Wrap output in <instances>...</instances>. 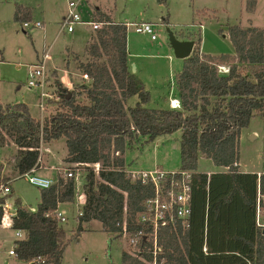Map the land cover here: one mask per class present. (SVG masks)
Wrapping results in <instances>:
<instances>
[{
    "label": "trees",
    "instance_id": "trees-1",
    "mask_svg": "<svg viewBox=\"0 0 264 264\" xmlns=\"http://www.w3.org/2000/svg\"><path fill=\"white\" fill-rule=\"evenodd\" d=\"M13 18L29 21L31 11L15 3ZM97 19L103 24L85 46L87 59L75 66L87 74V83L73 82L66 89L59 80L56 85L51 81L58 99L48 100L42 119L33 117L24 102H0V148H16L12 173L22 175L37 166L41 145L63 138L65 168L87 170L75 237L84 223L97 220L105 232H124L127 248L121 250L120 264H149L152 228L137 217L153 196V185L125 172L124 152L140 137L152 141L179 129V169L193 172L190 214L157 229L158 259L165 264H264V228L255 221L256 190L264 193V172L237 171L241 130L264 112L263 29L231 25L232 54L199 52L193 40L174 79L179 107L162 108L149 105V91L129 69L125 24L102 13ZM221 64H228L227 73L218 71ZM133 96L137 100L129 105ZM199 157L226 170L197 172ZM94 163L100 165L97 174L90 166ZM75 194V179L57 171L51 186L40 188L34 211L12 198L15 215L9 227L22 231L14 241V257L60 264L67 239L53 211ZM4 199L0 196V203ZM3 213L0 206V224Z\"/></svg>",
    "mask_w": 264,
    "mask_h": 264
},
{
    "label": "rangeland",
    "instance_id": "rangeland-1",
    "mask_svg": "<svg viewBox=\"0 0 264 264\" xmlns=\"http://www.w3.org/2000/svg\"><path fill=\"white\" fill-rule=\"evenodd\" d=\"M64 1L0 0V102H24L35 118L44 116L47 111L40 115L36 91L27 85L28 66L36 63L44 52H48L50 60L46 61V66L48 68L56 66L58 73H62L67 54L74 52L84 57V48L92 32L91 25L87 23L75 25L73 32L59 31L58 16ZM87 1L100 6L115 21L153 23L156 35L154 40L150 39L149 35L137 33L133 27L126 26L130 53L132 51L134 53L136 48L135 51L139 53L158 55L156 58L130 57L137 63L138 68L133 70V63L129 68L139 80L144 79L143 81L148 83L152 82L155 75L159 76L162 86L167 89L183 63L182 59L175 57L173 53L168 41V31H171L176 38L182 34L188 39L193 38L199 52L212 55L233 53V46L228 36L231 25L257 26L264 31V0H253L252 7L249 6L250 0ZM16 2L31 8V21L44 20L43 29L22 28V22L13 18ZM81 18L88 20L85 19L84 9L81 11ZM70 60H67V63ZM80 60L73 58L69 67L73 72V82L77 84L86 83V79L82 78L80 71L75 67ZM223 65L228 67V64ZM140 70L144 74H140ZM55 81L53 80V85H56ZM136 100V96L131 97L128 100L129 105H133ZM53 107L54 105L49 106L48 114ZM179 139V129L158 135L152 141L140 137L125 150L124 169L140 171L158 168L167 172L179 170ZM0 149V183L8 182L13 189L14 197H18L24 206L35 207L39 202L40 189L31 185L26 176L12 173L15 146L7 145ZM64 154H66V146L63 138L42 144L39 169L44 166L48 168L45 172L36 174L46 175L55 181L57 171L68 166L63 162ZM238 162L241 170L264 171V112L254 115L248 125L241 130L238 141ZM60 165L62 166L58 167ZM214 166L210 159L198 158L197 169L212 170L215 169ZM78 169L80 172L75 181L80 191H83L82 184L87 170L85 167ZM80 206L76 198L57 205L58 210L63 212L65 217L60 224L66 232L67 239L60 264H120L121 250L127 248L124 235L105 232L99 221L91 220L83 224V229L75 237L78 231L77 211ZM8 224L9 220H6L4 225L0 226V264H32L8 254L14 239Z\"/></svg>",
    "mask_w": 264,
    "mask_h": 264
},
{
    "label": "built area",
    "instance_id": "built-area-1",
    "mask_svg": "<svg viewBox=\"0 0 264 264\" xmlns=\"http://www.w3.org/2000/svg\"><path fill=\"white\" fill-rule=\"evenodd\" d=\"M66 10L64 16L61 20L60 29L66 32H72L74 26L80 23H87L92 25L93 28H100L101 23L83 20L81 18V7L84 0H65ZM129 26L133 27L134 31L137 33H144L149 35L150 39L154 40L156 38L155 28L151 22H132L128 23ZM22 28H42L39 21H23L21 23ZM50 59L49 53L42 54L41 58L34 64L28 66L27 71V85L36 91V96L38 99V109L40 115L46 111L49 99H58V96L53 91V86L49 79V74L47 71L46 61ZM220 73H227L228 67L221 64L217 66ZM82 78L88 80L86 73L81 74ZM59 82L61 86L66 87L67 84L62 77H59ZM70 89V88H69ZM170 105L173 108H178L179 103L176 100H170ZM43 117V116H41ZM40 117V119H42ZM117 154V152H116ZM40 155L38 157L37 166H33L28 171L22 174L26 176L27 181L37 187V188H48L53 183L48 177L36 174V169L39 168ZM92 171L97 173L100 169L98 163L90 165ZM62 171L66 176H72L75 180L79 174V169H67L62 168ZM131 178H139L142 182H150L153 185V196L145 201V209L138 215L137 219L139 222H146L152 228V260L149 264H165L158 259L157 254L160 248L156 244V232L160 226L168 225L174 222L176 219L185 220L190 214V199H191V184H192V174L190 170H177L172 172L162 171L160 169L154 170H140V171H126ZM76 182V181H75ZM77 188V185H76ZM10 192V187L8 182L0 183V196H5V199L0 206L3 208V217L1 220V225H4V221L10 220L11 217L15 215V208L12 201L7 199L6 195ZM83 194V193H82ZM84 195V194H83ZM77 203L81 204L78 197L76 198ZM84 200V199H83ZM264 193L260 192L257 187L256 199H255V221L256 224L264 228ZM31 211L35 208L30 207ZM77 215L81 213V210L77 211ZM53 215L62 222L65 220L63 212L58 210V207L53 211ZM14 239L12 240L11 248L8 250L9 255H14L13 248L15 246L14 241L22 237V231L20 229L13 230ZM124 235V232H122ZM130 242H133L130 239ZM36 260L42 264L44 261L39 257Z\"/></svg>",
    "mask_w": 264,
    "mask_h": 264
},
{
    "label": "crops",
    "instance_id": "crops-1",
    "mask_svg": "<svg viewBox=\"0 0 264 264\" xmlns=\"http://www.w3.org/2000/svg\"><path fill=\"white\" fill-rule=\"evenodd\" d=\"M17 3V2H16ZM21 4V3H20ZM25 5V4H23ZM27 6V5H25ZM30 11H31V8L29 6H27ZM84 9V12L86 13V18L85 19H88L87 21H93V22H99L101 24H103L101 21H99L97 18H98V14L99 13H102L104 15H107L112 21L114 22H119V21H115L111 18L110 14H108L107 12H105L104 10H102V8L100 6H97V5H94V3H89L87 0H84L83 3H82V7H81V11H83ZM65 10H66V1H64V4H63V8L61 9V12L59 14V28H60V24H61V20L64 16V13H65ZM32 16V15H31ZM42 22V23H41ZM40 23L42 25V28L43 29V22L44 20H42ZM121 22V21H120ZM150 22V21H149ZM125 24V26L128 25V23H131V22H122ZM152 23V22H151ZM92 27V25H91ZM94 29L92 27V32H91V35L89 36V39L88 41H91L92 40V37H93V34H94ZM59 31H62V32H66L65 30H61L59 29ZM73 32V31H72ZM69 33V32H67ZM179 39H188L187 37H184V35L182 34V36L180 35ZM87 41V43H88ZM86 43V45H87ZM130 45L127 43V39H126V53H127V63H128V66L130 67V64L133 63V70H136L138 67L137 63L132 59H130V57H150V58H156L157 56L156 55H153V54H143V53H139L136 50H134V53L133 51L130 53ZM85 50V48H84ZM202 53H204L203 51H201ZM44 53H48V52H44ZM43 53V54H44ZM170 54L168 53L167 56H169ZM212 55V54H211ZM72 57V58H71ZM73 58H76L77 59H81L82 61H85L87 59L86 55H85V52H84V57L82 58L81 56H78V54L74 53V52H70L69 54L66 55L65 57V61H64V64L67 62V60H72ZM50 60V59H49ZM68 62V65L69 67L71 66L72 62ZM183 62V60H182ZM63 64L64 68L62 69V73H58L57 71V67L56 66H53L51 68H48L47 67V71H48V74H49V79L50 81L52 80H60L59 77H62L63 80H65V83H70V87H72V83H73V75H72V70L68 67H66L65 65ZM183 64V63H182ZM130 69V68H129ZM143 70V69H142ZM144 71V70H143ZM145 72V71H144ZM154 73V72H152ZM140 74H144L141 70H140ZM142 79V77H141ZM144 79H142V82L145 86V88L149 91L150 93V101H149V105L150 106H155V107H162V108H173L171 107L170 105V100H176L178 103H179V100L177 98V91H176V87H175V84H174V80L171 82V86L169 87V89H167L166 87H163L162 86V80L159 78V76H154V79H152L150 83L148 82H145L143 81ZM72 81V82H71ZM86 83L88 82L87 79L85 81ZM146 84H145V83ZM149 86V87H148ZM148 87V88H147ZM155 88V90H154ZM153 90L155 92H153ZM157 90V91H156ZM151 103H153L154 105H151ZM240 136H241V133H240ZM240 136H239V139H240ZM42 146V145H41ZM6 147V146H5ZM3 148V147H2ZM1 150V149H0ZM40 152H41V148H40ZM65 156V154H64ZM63 156V158H64ZM62 165L58 166V167H61ZM215 169H212V170H204V171H201L199 169L196 168V171L197 172H204L206 174H210V173H213V172H219V171H225L226 168L223 167V166H217L215 165L214 166ZM48 167L44 166V168H37L36 169V173L38 172H45L47 170ZM158 169V168H156ZM217 169V170H216ZM237 171H240V172H254V173H257V175L263 173L264 171H248V170H241L240 167H239V162H237ZM41 176H45V177H48L46 175H41ZM50 178V177H48ZM9 181V179H8ZM9 187H10V194H11V197H8L10 200H12V198L14 197L13 195V189L11 187V185L9 184ZM83 191H80V189L77 187L76 188V194H75V197L78 199L80 198V196L82 195ZM84 194V193H83ZM22 203V202H21ZM24 205V204H23ZM36 207V206H35ZM35 207H32V208H35ZM30 208V207H28ZM264 220V219H263ZM13 232V230H12ZM14 235V234H13ZM9 250V249H8Z\"/></svg>",
    "mask_w": 264,
    "mask_h": 264
},
{
    "label": "water",
    "instance_id": "water-1",
    "mask_svg": "<svg viewBox=\"0 0 264 264\" xmlns=\"http://www.w3.org/2000/svg\"><path fill=\"white\" fill-rule=\"evenodd\" d=\"M168 41L173 50L175 57L184 59L190 55L194 41L192 39H179L176 38L171 31H168ZM67 89H69L70 85H66ZM66 97H69V93L66 94ZM84 195L82 194L79 198L80 201H83ZM34 264V263H32Z\"/></svg>",
    "mask_w": 264,
    "mask_h": 264
}]
</instances>
